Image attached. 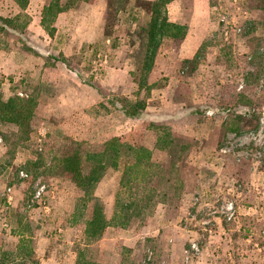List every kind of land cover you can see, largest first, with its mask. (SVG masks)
I'll list each match as a JSON object with an SVG mask.
<instances>
[{
  "label": "rangeland",
  "instance_id": "1",
  "mask_svg": "<svg viewBox=\"0 0 264 264\" xmlns=\"http://www.w3.org/2000/svg\"><path fill=\"white\" fill-rule=\"evenodd\" d=\"M127 1L109 0L102 23L114 40L106 48L44 47L37 63L28 15L0 20L22 26V34L0 29V53L22 43V60L21 49L12 59L21 66L0 75V264H22L24 247L38 264H75L78 253L104 264H264V8L259 0H210L218 8L208 33L181 58L178 40L150 33L142 12L151 0ZM181 1L184 21L193 0ZM222 15L232 26L227 39ZM52 19L46 15L47 26ZM67 28L60 44L72 39ZM104 54L113 67L130 59L134 69L116 83ZM4 77L17 81L4 86ZM70 146L84 170L90 153L117 148V169L107 162L100 181L78 186L61 169ZM140 147L152 162L147 200L119 185ZM129 202L146 208L128 210L118 224Z\"/></svg>",
  "mask_w": 264,
  "mask_h": 264
},
{
  "label": "crops",
  "instance_id": "2",
  "mask_svg": "<svg viewBox=\"0 0 264 264\" xmlns=\"http://www.w3.org/2000/svg\"><path fill=\"white\" fill-rule=\"evenodd\" d=\"M51 2L52 0H26V2L20 6L18 0H0V20H18L17 18H20L22 11L28 15V23L26 24L25 30L28 31L27 37L29 38V46L35 50V52L40 54L38 55L37 53L33 52L35 63H37L39 59H43V52L41 49H44V47H46V49H56L58 51H63L64 49L71 50L73 48L82 46H91V49H98V46L100 45L96 46V44H93L94 42H97L98 44L102 43L103 48H106V46L109 45L112 40H114V36L111 38L110 35L104 33L103 30L102 22L106 8V0H80L81 4L78 6H76L77 3H72L73 0H59V6H65V8H62L60 11L56 12L54 19L49 21V27L43 21V8L48 6ZM181 3V0H171L168 2L165 7L164 17H166L167 21L172 23H178L181 25L184 23L185 34L178 46V52L181 58H188L198 50L203 39L208 33L207 26L211 18L210 9L214 10L218 7L215 5L213 6L210 3V0H193V8L188 19L182 21L184 18L182 16ZM145 13L146 12L144 10L142 14L145 15ZM147 14L149 15V13H146V15ZM135 23L137 25V22ZM62 25L67 26V29L69 30L72 28L73 31L68 34L71 35L73 40H70V38L66 37V41L60 44L58 41V35L61 34L60 28ZM77 25V33L78 37H80V40L75 42L74 28ZM0 29L12 31L16 34H22V26H20L19 23L16 24V27L8 26L5 23L0 27ZM118 40L121 41L122 37L119 36ZM118 43L121 44V42ZM19 45H10L11 47L9 46V49L11 51L0 53V75H2V77L3 75H9L8 73L11 71L9 69L10 63H19L18 65L21 66L19 60H22V54L20 55V53H22V43ZM19 49H21V51ZM15 50H19L18 61L12 60L14 57H16V55H14ZM104 55L105 56L101 61L109 69L105 72L109 74L111 80L116 81V83L123 81V79H125L127 75L130 74L129 72L134 69L133 62H131L130 59H126L124 63L122 62L119 65H114L113 67L110 62V56L106 54ZM55 64L59 65V62L56 61ZM62 64L65 66L67 71L72 72L63 61ZM34 72H37V69H35ZM74 75L76 76V74ZM2 81L4 86L7 84L9 87V85L12 86V84L17 80L15 81L14 77L12 79L4 77L2 78ZM98 95L101 96L99 93ZM92 98L93 101H98L97 97L94 98L93 92Z\"/></svg>",
  "mask_w": 264,
  "mask_h": 264
},
{
  "label": "trees",
  "instance_id": "3",
  "mask_svg": "<svg viewBox=\"0 0 264 264\" xmlns=\"http://www.w3.org/2000/svg\"><path fill=\"white\" fill-rule=\"evenodd\" d=\"M128 0L126 2V5L129 4ZM135 1V0H134ZM171 0H151L149 2H145V6H143V9L146 13H152L151 19H150V33L157 32L158 34H161L162 36H167L171 40L175 41L178 40L180 42L185 34V27L178 23H172L166 20V17H163L162 19L159 18L158 13L161 8L165 11L166 4L170 2ZM77 0H73L72 3H76ZM259 5L257 8H264V0H259ZM133 6L131 8H138V5L135 3H132ZM62 8H65V6L60 7L59 6V0H53L48 6H45L43 8V21L46 20V15H50L53 17L56 14L57 11H60ZM112 9L111 2L109 0H106V8L105 10L110 11ZM124 9H121L116 7L115 12L117 17L120 15V11ZM155 15V16H153ZM64 62V61H63ZM2 100V99H1ZM10 99H8L9 101ZM3 101V100H2ZM7 101V102H8ZM11 101V100H10ZM30 101V100H28ZM124 113L129 117H135L138 116L139 113L135 112H128L126 109L123 108ZM27 125V124H26ZM181 148H184L182 146ZM79 149L75 148L73 146L68 147L67 150L64 151L63 157H62V171L69 173L70 178L75 182L78 186L80 185H90L92 182L100 181L102 176L106 173L105 170L107 168V162H110L111 165L117 169V162L118 158H120L119 151L117 148H110L109 146L103 148L100 152H94L90 153L88 157V161L92 162L93 165L88 166V170H84L81 167L80 164V157H79ZM134 161L130 163V165L126 168H124L123 174H121V178H125L119 180L120 188L123 187L124 189H127L131 194H134L136 190H139L141 192L140 197L138 196V199H149L151 197L150 190L147 189V186L150 182L151 178V168H152V162L150 161V151L146 148L140 147V152L136 156ZM143 157V158H142ZM116 165V166H115ZM154 168L158 167L157 164L153 165ZM161 169V167H159ZM132 188H134L132 190ZM115 199L118 198V193L115 195ZM138 203L129 202V204L125 205L126 207L121 208L120 214L116 218L118 221L121 219V222L119 221L118 224H123V220H125L129 214L128 210L134 213H141L143 209L146 208V205H138ZM117 200L115 201V206L117 208ZM122 205V204H119ZM101 219V226L106 227L108 221H105V217H100ZM92 222L96 223L97 221L91 219ZM24 247L22 248V255L26 256V258H22V264H38V262L35 259H32L31 249ZM28 254V255H27ZM27 260V262H25ZM1 264H6L5 262L1 261ZM75 264H104L100 263L96 260H90L87 259L84 253H78L77 259Z\"/></svg>",
  "mask_w": 264,
  "mask_h": 264
},
{
  "label": "built area",
  "instance_id": "4",
  "mask_svg": "<svg viewBox=\"0 0 264 264\" xmlns=\"http://www.w3.org/2000/svg\"><path fill=\"white\" fill-rule=\"evenodd\" d=\"M235 1V0H234ZM228 17L225 15H222L219 18V21L222 23V25H225V28L222 29V35L225 39L229 36V29L232 28L230 22L227 21ZM42 192H44V186L40 187L39 190L36 192V196H41Z\"/></svg>",
  "mask_w": 264,
  "mask_h": 264
}]
</instances>
